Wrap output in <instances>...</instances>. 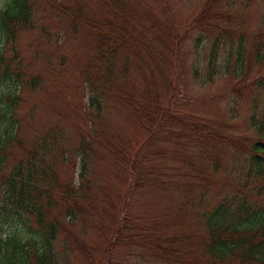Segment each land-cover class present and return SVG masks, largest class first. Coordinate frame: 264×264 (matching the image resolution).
<instances>
[{
    "label": "rangeland",
    "instance_id": "obj_1",
    "mask_svg": "<svg viewBox=\"0 0 264 264\" xmlns=\"http://www.w3.org/2000/svg\"><path fill=\"white\" fill-rule=\"evenodd\" d=\"M29 2L33 26L19 32L21 68L10 72L41 80L18 106L24 148L8 150L6 171L48 129L65 130L70 152L95 134L83 210L93 259L209 264L201 213L228 194L251 195L235 174L254 134L253 89L243 83V53L236 50L246 42L249 58L254 37L264 32V0ZM110 50L112 80L104 84L107 67L96 59ZM205 68L216 69L208 82ZM245 68L249 82L264 77V65L246 61ZM86 71L102 91L99 117ZM59 168L62 182L77 181L78 161ZM10 217L0 216L2 235L14 232L29 243L18 217ZM69 264L87 263L77 257Z\"/></svg>",
    "mask_w": 264,
    "mask_h": 264
},
{
    "label": "trees",
    "instance_id": "obj_2",
    "mask_svg": "<svg viewBox=\"0 0 264 264\" xmlns=\"http://www.w3.org/2000/svg\"><path fill=\"white\" fill-rule=\"evenodd\" d=\"M32 22L29 0H5L0 6V216H17L22 235L28 233L29 238L26 243L24 237H17L14 232L2 235L4 231L0 229V264H69L77 257L87 264H100L98 255L93 259V252L84 242L87 234L83 219L91 186L88 177L95 134L82 136L70 152L65 130L48 129L37 135L31 146H25L29 150L6 171L8 150L24 148L19 138L22 122L18 118V106L24 103L25 93L34 92L41 80L25 71L10 72V68H21L15 51L17 37L19 32L32 27ZM251 45L249 58L246 42L243 41V47L240 43L236 50L238 57L243 53V83L253 89V109L248 122L254 134L239 173L235 171L243 189L251 195H243L241 199L236 193L228 194L229 198L209 213H201L208 233L202 249L211 258L209 264H264V77L249 82L246 78L250 68H245L246 61L264 65V32H257ZM104 50L101 47L100 51ZM8 52L14 54L10 61L6 57ZM114 58V50L97 56V63L104 60L107 67L102 79L104 84L111 83ZM205 69L208 82L216 69ZM195 71L198 72V68ZM95 77L99 78L97 74ZM83 82L88 92L94 94L91 105L95 106L99 117L102 107L98 100L102 91L94 88L90 71L85 72ZM77 161V181L62 182L59 166L71 162L74 167ZM212 168L216 172L218 164H213Z\"/></svg>",
    "mask_w": 264,
    "mask_h": 264
}]
</instances>
